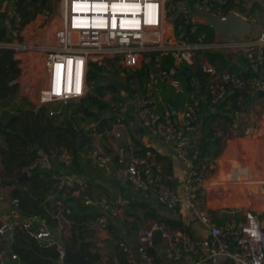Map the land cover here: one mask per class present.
<instances>
[{
  "label": "built area",
  "instance_id": "2783aa9c",
  "mask_svg": "<svg viewBox=\"0 0 264 264\" xmlns=\"http://www.w3.org/2000/svg\"><path fill=\"white\" fill-rule=\"evenodd\" d=\"M244 2L64 0L61 24L55 29L54 41L47 43L41 41L35 32L30 34L32 28L26 30L31 21H25V10L29 6H23V0H0V22L7 32V37H0V50H10L19 67L27 60L22 54L34 55L35 63L38 62L39 70L44 74V79H39L34 90L35 109L44 107L48 117L65 115L63 110L50 104L79 100L92 91L94 83L89 78V71L93 65L102 66L107 60L116 59L121 68L137 71L143 63L147 64L140 88L134 78H130L127 83L128 91L131 90L129 97L124 98L125 92L120 90L123 98L109 101L115 117L103 134L108 138L120 137L126 114L132 106L142 126L168 146L178 159L187 163L183 200L188 203L192 216L205 226L207 234L196 240L180 228L150 218L137 228L134 247L123 240L119 242L130 264H160L150 251L155 245L153 235L157 230L164 255L173 261L180 260L183 252H196L198 258L186 264H264L261 214L248 207L243 210L241 219L215 221L206 201L205 172L201 164L202 159L209 156L204 155L198 162L194 160L197 153L195 132L204 105L214 109L224 97L236 91L239 92L238 102L245 94L251 97L264 95V25H261L264 17L263 14L254 16L247 12ZM258 2L264 5V0ZM199 10L220 19L229 14L241 16L251 23L250 31L222 35L204 15L199 14ZM42 15L52 18L46 9L42 10ZM204 23L213 28L209 39H205L206 33L201 28ZM206 53L226 55L228 62L219 67L207 58ZM167 57L171 62L165 65ZM243 57L247 63L242 61ZM197 64L201 67L199 72L203 83L195 77L187 87L177 73L181 66L190 72L197 71ZM232 64H237L238 68ZM166 88L183 96L180 120L164 102ZM18 104L19 98L15 96L7 107ZM241 114L242 110L234 111L235 116ZM125 144L117 147L115 153L95 143L84 144L79 152L90 166L111 173L120 185L129 184L137 189L150 186L158 203L173 209L182 198L167 180L162 162L150 148L143 153H129L127 148L134 145L129 136ZM49 156L56 157L64 165L73 159V154L65 146L49 148L48 152L39 153L25 171L32 167L47 168ZM52 177L62 200L69 193L77 194L82 196L84 204L96 205L99 213L92 222L99 231H106L109 220L128 203L122 196H92L89 193L91 180L85 174L62 169L53 172ZM259 181L258 191L263 193L264 178ZM237 182L248 183L243 177ZM0 209V264H29L12 248L17 230H26L45 244H55L58 259H62L65 249L53 236L54 231L61 233L58 228H53L39 215L23 211L19 197L1 189ZM70 212L69 206H63L53 216L58 222L69 223L66 215Z\"/></svg>",
  "mask_w": 264,
  "mask_h": 264
},
{
  "label": "crops",
  "instance_id": "0c3cea01",
  "mask_svg": "<svg viewBox=\"0 0 264 264\" xmlns=\"http://www.w3.org/2000/svg\"><path fill=\"white\" fill-rule=\"evenodd\" d=\"M249 1L252 3H254V1L258 2V0H245L244 6L246 8L247 4L249 5ZM261 15L262 13H260V16ZM137 88H140L138 83ZM129 92L131 94V90H129ZM259 96V98H264V95ZM182 98V95L173 93L170 88H166L164 91V102L167 106H169L173 115H175L178 120H180L179 110L182 107ZM248 98L251 99L254 97ZM205 112L206 110L201 111V118L195 132L196 149L198 152H204L205 155L209 156L207 159H202L201 163L204 166L205 172L204 183L207 188L206 201L213 219L217 222H222L226 219L218 216V213L223 211L225 213H230L228 210L229 208L240 206V204H237L234 200L230 202L228 200V196H225L222 193L223 190L220 184H233L238 181V178L243 177L248 181L245 185L248 184L250 187L253 186L252 190L248 191L252 194L251 197H255V195L259 193L258 183H260L259 180L264 178V153L262 151V145H259V142L255 141V137L258 140L264 138V132H261L262 124L264 123V114H245L243 111L240 116H232L231 120L228 118V116H231L230 114H228V116L218 114L211 121V126L215 131V135H212L211 137H204L202 130L204 123L207 122V120L204 119L206 117V114H204ZM111 114L113 115L110 110V113L106 112L103 116ZM58 117L60 124L66 125L62 117ZM82 117L85 121V124H83V128L85 130L83 133L86 134L85 136L90 137L89 142L100 145L106 151L115 153L117 147L120 145H126L125 142L127 136L134 141V145L127 148L129 153L137 151L141 146L153 150L156 157L162 162L167 180L175 187L177 194L182 198V200L178 202L173 209H167L158 203L150 186L146 185L137 189L132 188L129 184L120 185L111 173H105L100 169L90 166L83 159L80 152H78L77 161H74L69 169L73 172H79L89 177L91 180L90 189H92L94 195L98 197L101 194H106L111 198L122 196L127 199L128 203L124 207L120 208L118 215L111 218V223H109L106 231H99L93 222L88 220L89 229L87 231H85L86 229L82 231L81 235L83 238L81 240L79 237L75 248L78 247L80 249L79 244L82 241H90L91 243L87 247L88 250L98 255L97 258L92 259V264H121V260L123 258L127 259V257L122 251L119 242L123 240L130 246L134 247L136 245L137 228L146 223L150 218L161 219L162 216H173L179 218L186 227L182 230L188 232L193 239L200 240L206 236L207 232L205 226L192 216L188 203L183 200V181L187 173V163L178 159L168 146L161 142V140L150 130L142 126L132 106L129 107L126 114L124 121L125 128L122 135L117 138H108L105 134L96 132L93 128L95 124L92 121V117L87 116L84 113H82ZM237 120H242V123L237 122ZM254 120H256V122H254ZM254 123L256 127H254ZM241 127L243 128L242 134L239 133ZM230 131L231 135H228ZM216 135H218L219 138L216 142H214ZM253 139L255 142H253ZM3 144L4 142L1 138L0 145ZM206 148L207 150H205ZM43 152L40 151V153ZM128 152H126L127 156ZM237 162H241L240 165H238ZM47 168L52 172L66 169L63 163L53 156H49ZM1 173L2 164L0 162V179H2ZM225 176H228L226 177L227 179L224 178ZM212 184H218L216 189L211 186ZM1 186L0 189L3 188ZM5 186L8 187L7 189H9L10 193L13 185L6 183ZM53 186L55 191L51 190L52 192H50L46 198L51 200V202L56 203L55 207L57 210H61L62 199H56L57 196L60 195L56 190L55 185ZM242 194H245V191H243ZM258 195L259 198H261V195ZM247 199H249V197H247ZM243 202H245V199ZM243 202L241 204H243ZM254 203L255 199H252L250 204ZM92 206L95 209L97 208L96 205ZM244 207L248 208L250 206L246 205ZM251 207L257 210L256 207ZM3 209L4 208H2V210ZM2 210L0 209V212ZM257 211L263 218L264 216L261 210ZM62 225H66L65 230L67 234L62 236L60 233L59 235L61 238L64 237L67 239V235L71 234V231L69 230L71 224L70 222H62L61 220L58 222L59 228H62ZM93 231L94 233H92ZM115 234L117 237L114 236ZM150 251L155 257V260L160 264H186L197 259L199 255V253L196 252H183L180 260L173 261L164 255L163 243L161 240L159 242H155V245Z\"/></svg>",
  "mask_w": 264,
  "mask_h": 264
},
{
  "label": "trees",
  "instance_id": "16d2710c",
  "mask_svg": "<svg viewBox=\"0 0 264 264\" xmlns=\"http://www.w3.org/2000/svg\"><path fill=\"white\" fill-rule=\"evenodd\" d=\"M264 19V18H263ZM202 30L205 31V39L212 37L213 28L208 24H202ZM0 37H7L6 28L0 22ZM207 58L214 64V57L221 60V64H217L222 67L227 64L228 58L226 55L219 53H206ZM171 60L167 57L165 59V65L170 64ZM244 63H247V59L244 58ZM235 69L238 68L237 64H232ZM90 69L92 74L89 78L93 80L94 86L91 92L87 94V98L90 103L82 106V111L85 115L92 117L94 122V130L103 134V131L111 127L114 121V114L103 116L107 107L110 108L109 102L102 99L104 95V88L110 87L111 84H102L94 82L95 70L101 66L93 65ZM147 64L143 63L141 68L137 71H131L122 68L123 71L127 73V80L134 78L135 82L141 87L146 73ZM89 71V72H90ZM247 72V70H245ZM19 73V67L17 66V61L13 59L12 52L8 49L0 50V135L4 142L0 145V162L2 164V179H0V184H12L13 188L10 191V195L18 196L20 200V206L23 211L30 214H36L44 218L49 225L57 229L58 221L53 214L57 211L54 202L48 200L46 196L55 191L54 178L52 177L53 172L45 169H39L36 167L28 168V172L23 177H19L22 172L26 170L29 164L34 160V158L40 153V151L48 152L51 148L52 143H59V141L64 142L66 145L58 144L53 147L65 146L73 154L72 162L68 165H64L69 171L70 166L77 161V155L79 150L83 146V142L76 136L77 132L73 128H67L66 125H61L60 122H54L51 117L45 116L44 107H39L38 109H28L21 108L19 105L13 107H7L17 91V84L14 81L15 77ZM178 76H180L187 87H190L191 82L195 77H198L201 83L202 73L199 71H191L189 74L184 71V66L179 69ZM128 83V81H127ZM238 91L232 92L226 97H224L214 109L208 108L204 105L201 111L206 110L204 118L207 122L203 125V135L204 137H211L215 135V131L211 126V121L218 114H224L228 116L230 120L234 117L235 110H242V103L244 101H250L251 97L249 95H243V100L238 102ZM6 101V102H5ZM95 107H91V106ZM12 109V111H10ZM32 116V117H31ZM201 115L199 117V120ZM35 119L40 127V131L37 130L35 126ZM68 129L69 133L63 132L61 129ZM85 129L81 128V135H84L86 141L90 137L85 136L83 133ZM47 133V134H46ZM219 136L216 135L214 142L218 140ZM78 141V142H77ZM50 142V143H49ZM89 144V142H86ZM68 146V147H67ZM146 147L141 146L135 153H143ZM207 150V148L205 149ZM204 152H198L194 156L195 161L204 156ZM26 187V188H24ZM52 190V191H51ZM57 190V189H56ZM58 191V190H57ZM60 193V190L58 191ZM92 196H95L92 189L89 190ZM69 206L71 212L66 215L70 220L69 239H65V244L69 248L74 249L77 246L79 237L82 240V231H87L88 220L93 221L96 215L99 213L93 206L86 205L83 203L82 196L77 194H68L62 200V207ZM264 216V213H263ZM242 218L238 216L237 219ZM162 221L171 227H176L180 229H185L186 227L182 221L177 217L162 216ZM111 223V220H109ZM117 237V235H114ZM67 238V237H66ZM91 242L85 241L79 244L81 251L84 256L88 258L90 264H92V259L98 257L97 254L92 253L88 250V246ZM12 248L17 252L19 257L25 260L29 264H59L58 263V250L55 244H45L44 242L38 240L29 234L26 230H17L14 234L12 241ZM125 254V253H124ZM129 264L127 259L123 258L121 264Z\"/></svg>",
  "mask_w": 264,
  "mask_h": 264
},
{
  "label": "rangeland",
  "instance_id": "374dc122",
  "mask_svg": "<svg viewBox=\"0 0 264 264\" xmlns=\"http://www.w3.org/2000/svg\"><path fill=\"white\" fill-rule=\"evenodd\" d=\"M61 3H62V0H23V6L24 5L29 6V9L25 10V21H31L26 26V30L30 31L32 28L33 30L29 33L31 34L35 32L41 41L43 40L44 42H47V43L54 41L55 29L61 24V21H60V16L62 14ZM63 3H64V0H63ZM43 9L48 10L52 18L43 16L42 15ZM247 11L250 12L254 16H259L260 13H262L264 17V5L256 1H254V3L249 1V5L247 4ZM261 25H264V19L263 21H261ZM72 38L74 39L75 36L73 35ZM22 55H23L22 56L23 59H27V60L21 63L22 67H19L17 65L19 67V73L14 79V81L17 84V91L15 94H12L10 97H15V96L18 97L19 98L18 105L21 108L35 109L36 102L34 101V95H35L34 90L37 88V83L39 79L40 80L44 79V74L41 73V71L39 70L40 66L37 65L38 62L35 63L33 54L24 53ZM213 60L215 61L216 64L222 65L221 60L217 59V57H214ZM243 60H244V57L242 58V61ZM90 74H92L91 71L89 72V75ZM95 74H96L94 75L95 83L97 82V83H102V84H111L110 87L104 88L105 95L102 97L103 100L109 102L111 101V99H118L120 97L123 98V96L119 93L120 90H123L125 92L124 98L129 97L130 92L128 91V85H127V81H128L127 73L123 71V69L121 68L120 64H118L116 59L107 60L101 67L95 70ZM36 75L37 77L39 76L38 79L36 78ZM107 92H109L110 95L107 94ZM259 97L260 96L251 98L249 102L247 100L244 101L242 103V106H243L242 112L244 111L245 114H249V113H255L256 115L264 114V98H259ZM87 102L90 103L89 99L87 98V94H86L79 100H72L70 102H67L66 104H61V103L50 104L53 108H60L61 110L65 112V115L62 116V119L65 121L66 127L68 129L73 128L74 131L77 132L76 136L82 142L84 140L83 145L87 144L86 142H89V140L86 141V138H84V135H81V128L83 127V124H85L84 118L82 117V113H83L82 106L87 105L88 104ZM91 107H95V106L92 105ZM110 110L111 109L107 107L105 111H102L101 113H106V112L110 113ZM44 113H45V116H47L46 112ZM51 118L53 119L55 123L59 122L58 116L51 117ZM237 122L242 123V120H237ZM254 122H256V120H254ZM253 125L254 127H256L255 123ZM68 129L63 128L61 130L68 134L69 133ZM261 132H264V123L262 124ZM239 133L240 134L243 133L242 127L240 128ZM228 135H231V131L228 133ZM255 141H258L259 142L258 144L262 145V151L264 153V138L258 140L255 137ZM255 141L253 139V142ZM58 144L66 145L62 141H59ZM58 144L52 143L49 146L53 147ZM70 147L73 149L72 146H69L68 148ZM237 163L238 165H240L241 162H237ZM226 177L228 176H225L224 178L227 179ZM0 186L3 187L1 190H4L5 193L7 194L9 193V189H7L8 187L5 186V184H0ZM211 186L214 189H216L218 184L217 185L212 184ZM220 186L222 187V190H223L222 193L225 196H228L229 199L228 198L227 199L230 202L234 200L237 204H240V206L229 208L228 210L230 213H225L224 211L219 212L218 216H221L224 219H232V218L237 219L238 216H243V210L245 208L244 206L246 205L250 207L254 206L257 208V210H261L262 214L264 213V192L263 191H262L263 193H260L259 191L258 194L261 195V198H259L258 194H256L255 197L254 196L251 197L252 194L248 191L252 190L253 186L250 187L248 186V184L247 185L239 184L236 181L233 184H225V185L220 184ZM258 190H260V187L258 188ZM241 191L242 192L245 191V194H242ZM247 197H249V199H247ZM244 199H245V202H243ZM252 199H255L254 204H250ZM242 202L243 204H241ZM158 220H162V219H158ZM65 226L66 225H62V228L60 229L58 226V230L61 232L62 236H64V234H67L65 230ZM92 233H94V231ZM69 236L70 235H67V239H69Z\"/></svg>",
  "mask_w": 264,
  "mask_h": 264
},
{
  "label": "water",
  "instance_id": "95a60500",
  "mask_svg": "<svg viewBox=\"0 0 264 264\" xmlns=\"http://www.w3.org/2000/svg\"><path fill=\"white\" fill-rule=\"evenodd\" d=\"M200 15H204L207 18V21L210 25L216 26L222 35H226L229 33H236V34H246L250 31L251 23L241 16L235 15V14H229L226 18L220 19L213 14L199 10ZM147 61V58H146ZM201 67L197 64V71H200ZM187 74L190 73V70L184 69ZM35 126L38 131H40L37 120L35 119ZM27 172L24 171L19 176L20 178L26 175ZM56 199H62L61 196H57ZM261 226L264 227V217L261 220ZM54 238H57L60 245H62L65 249V254L63 255L62 259H58L59 264H90L87 257L82 254L80 249L69 248L66 244L63 238L60 237L59 233L57 231H54L53 234ZM154 242L160 241V232L157 230L154 232L153 235Z\"/></svg>",
  "mask_w": 264,
  "mask_h": 264
},
{
  "label": "bare ground",
  "instance_id": "6f19581e",
  "mask_svg": "<svg viewBox=\"0 0 264 264\" xmlns=\"http://www.w3.org/2000/svg\"><path fill=\"white\" fill-rule=\"evenodd\" d=\"M64 3H63V1H62V3H61V9H62V13L64 12ZM245 171V170H244ZM260 187V186H259Z\"/></svg>",
  "mask_w": 264,
  "mask_h": 264
},
{
  "label": "snow or ice",
  "instance_id": "6c2138e0",
  "mask_svg": "<svg viewBox=\"0 0 264 264\" xmlns=\"http://www.w3.org/2000/svg\"><path fill=\"white\" fill-rule=\"evenodd\" d=\"M79 90V88H77V91Z\"/></svg>",
  "mask_w": 264,
  "mask_h": 264
}]
</instances>
